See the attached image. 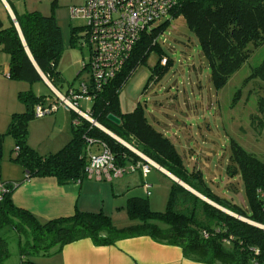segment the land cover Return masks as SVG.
<instances>
[{"label": "trees", "instance_id": "16d2710c", "mask_svg": "<svg viewBox=\"0 0 264 264\" xmlns=\"http://www.w3.org/2000/svg\"><path fill=\"white\" fill-rule=\"evenodd\" d=\"M7 2L33 62L57 89L54 83L62 82L57 61L63 44L55 17L38 11L17 14L11 2ZM0 4V51L8 56V77L28 83L43 82L13 20L7 12L6 18H1L5 8L1 0ZM168 16L184 18L208 61L210 77L217 88L223 86L249 58L252 50L248 45L257 49L264 44V0H175ZM167 23L168 20L157 24L149 32H142L115 77L99 90L90 91L93 98L89 116L200 195L237 217L207 203L172 180L163 212L152 211L147 198L128 197L126 212L135 223L123 227L114 226L110 217L101 210H76L71 216L41 221L12 202L11 193L20 181H3L0 182L5 189H0V264L10 255L7 238L12 236L17 240L20 264H35L34 258L53 254L65 244L84 238L91 239L96 245L107 246L139 236H149L159 243L178 246L186 258L196 262L264 264V161L232 142V159L237 164L247 203L243 207L232 199L216 195L203 181L199 171L189 172L184 167L174 144L148 122L141 104L138 103L127 113L120 110V89L136 67L146 61L148 54L158 48L157 38ZM78 29L71 28L70 45L82 48L84 45L79 40L80 35H77ZM163 58L160 56L158 62ZM167 64L168 59L160 68ZM82 70H87V63L83 64L80 72ZM249 79H259L264 83V59L252 68ZM18 99L24 105V111L11 115L5 134L14 140L13 160L21 165L26 178L49 176L61 185L81 182L87 178L86 167L93 154V146L100 153L101 145H104L113 165L118 168L143 161L132 150L73 111L70 139L56 152L41 155L27 144V134L29 122L35 118L34 107L39 103L45 104V96H36L27 90L20 91ZM258 110L259 114L264 110V99H260ZM109 114L116 116L119 124L111 122L107 118ZM262 126L264 122L259 121L258 128ZM5 134L0 133V158ZM135 172L142 176L139 169Z\"/></svg>", "mask_w": 264, "mask_h": 264}, {"label": "rangeland", "instance_id": "374dc122", "mask_svg": "<svg viewBox=\"0 0 264 264\" xmlns=\"http://www.w3.org/2000/svg\"><path fill=\"white\" fill-rule=\"evenodd\" d=\"M3 1L12 19L14 13L10 4ZM82 4L83 0H14L11 4L13 10L38 11L55 17L61 30L63 49L57 61L62 82L54 84L62 96L68 87L77 88L88 77L87 70L80 72L88 60L87 46L78 48L70 45L71 28L78 27L77 35H81L86 24L81 16L71 18L70 8ZM166 20L168 23L157 38L158 48L148 54L146 61L136 67L120 89V110L127 113L141 104L148 122L174 144L189 172L199 171L203 181L216 195L232 198L236 204L247 206L239 170L232 159V142L264 161V126L258 128L259 121L264 122V110L260 114L258 110L260 99H264V83L259 79H249L252 68L264 59V44L257 49L248 45L252 50L249 58L223 86L217 88L211 80L208 61L184 18L167 16L158 24ZM160 56L168 59L164 68L160 65L166 61L158 62ZM0 58V133L5 134L13 113L24 111L18 93L27 90L40 93L45 96V105L56 102L58 108L29 122L27 144L41 155L56 152L71 137L73 112L59 106L56 90L48 84L10 79L2 64L8 56L1 52ZM90 105L91 102L80 100L79 108L86 112ZM14 149V140L5 134L0 182L11 181V177L23 171L21 165L13 160ZM91 151L98 153L96 146ZM118 180L129 182L132 192L114 195L110 191L109 196L99 202V209L110 217L114 226L135 223L129 219L125 208L127 197L131 195L147 198L152 211L165 210L172 178L157 167H150L144 178L135 172L125 173L113 183L106 181L108 189L116 188ZM143 182L150 185L149 195L145 193ZM156 223L163 227V224ZM7 246L10 255L3 264H20L16 238L8 237Z\"/></svg>", "mask_w": 264, "mask_h": 264}, {"label": "built area", "instance_id": "2783aa9c", "mask_svg": "<svg viewBox=\"0 0 264 264\" xmlns=\"http://www.w3.org/2000/svg\"><path fill=\"white\" fill-rule=\"evenodd\" d=\"M174 6L175 0H83L81 6L71 7V18L81 16L86 20L79 40L89 50L86 62L88 77L87 81L80 82L79 87L68 88L64 96L55 91L59 106H65L94 125L96 122L89 116L90 106L86 112L82 111L79 101L91 102V92L99 90L122 69L141 33L149 32L161 18L170 14ZM165 61L163 58L161 63ZM57 108L56 102L47 105L39 103L34 107V115L42 117ZM133 150L143 161L127 168H118L113 165L109 151L101 145L100 153L90 156L86 167L87 178L111 182L137 169L143 177L150 167L159 169L152 160ZM149 187L144 183L146 194H149ZM0 189L5 191L1 183Z\"/></svg>", "mask_w": 264, "mask_h": 264}, {"label": "crops", "instance_id": "0c3cea01", "mask_svg": "<svg viewBox=\"0 0 264 264\" xmlns=\"http://www.w3.org/2000/svg\"><path fill=\"white\" fill-rule=\"evenodd\" d=\"M13 1L9 0L11 4ZM2 4L5 9L1 12V18L5 19L6 12L9 16L10 12L3 2ZM14 11L17 14L22 13L15 8ZM2 64L5 74H8V58L2 60ZM43 83H49L54 88L48 80L47 83L43 80ZM53 90L58 91L55 88ZM35 95L44 96L40 93ZM11 178V181H20L11 193L14 205L30 211L41 221L71 216L76 210L98 211L100 200L103 201L109 196L110 191L114 195L132 192V185L120 180L116 188L108 189L106 184L108 181L95 178H85L81 182H68L63 185L49 176L26 178L24 171ZM33 262L35 264H207L192 261L184 256L180 247L159 243L149 236L122 239L107 246L96 245L91 239L84 238L65 244L53 254L38 256Z\"/></svg>", "mask_w": 264, "mask_h": 264}, {"label": "water", "instance_id": "95a60500", "mask_svg": "<svg viewBox=\"0 0 264 264\" xmlns=\"http://www.w3.org/2000/svg\"><path fill=\"white\" fill-rule=\"evenodd\" d=\"M1 1L4 3L3 0H1ZM4 4H5V3H4ZM12 20L14 21V24H15V26H16L18 32H19L20 38H21V40H22V42H23V44H24V46H25V43H24L23 37H22V35H21L20 29H19V27H18V24H17L16 21H15V18L12 17ZM25 48H26V52H27V54H28V56H29L31 62L33 63V65L35 66V68L38 70V68L36 67L35 63L33 62L32 57L30 56L29 51H28V49H27L26 46H25ZM38 72H39V74H40L42 80H44V81L47 83V79L42 75V73H41L39 70H38ZM47 84L49 85V83H47ZM49 86H50V85H49ZM51 88H52V87H51ZM107 118H108L111 122H113V123H115V124H119V119H118L116 116H114V115H112V114H109V115L107 116ZM94 126H96V127H98L99 129L103 130V131H104L105 133H107L109 136H111L112 138H114V139L117 140L118 142L122 143V144H123L124 146H126L128 149H130V150H132L133 152H135V151L132 149V147H130L129 145H127L126 143H124L122 140H120L118 137H116L114 134H112L111 132H109L108 130H106L104 127H102V126L99 125L98 123H94ZM158 167H159V169H160L161 171H163V172H164L165 174H167L170 178H172V180H174L176 183H178L179 185H181L182 187H184L185 189H187V190L190 191L191 193L195 194V195H196L197 197H199L200 199L206 201L207 203H209V204L215 206L216 208H218V209H220V210H222V211H224V212H226V213H228V214H230V215H233V216L237 217V216L234 215L233 213L227 211L226 209H224V208H222V207L216 205V204L213 203L212 201H210V200H208L207 198H205L204 196L200 195L198 192H196L195 190H193L192 188H190L189 186H187L186 184H184L183 182H181L179 179H177L176 177H174L173 175H171L170 173H168L166 170H164V169L161 168L160 166H158ZM239 218H240V217H239ZM241 219L244 220V221H247V220H245V219H243V218H241ZM247 222H249V221H247ZM249 223H251V222H249Z\"/></svg>", "mask_w": 264, "mask_h": 264}]
</instances>
